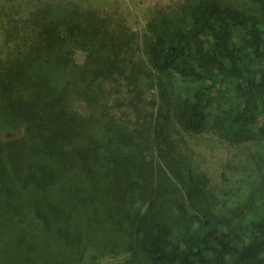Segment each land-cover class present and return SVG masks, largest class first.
<instances>
[{
	"label": "trees",
	"instance_id": "16d2710c",
	"mask_svg": "<svg viewBox=\"0 0 264 264\" xmlns=\"http://www.w3.org/2000/svg\"><path fill=\"white\" fill-rule=\"evenodd\" d=\"M259 113L264 0H186L143 34L0 0V264H264ZM205 133L237 152L225 192Z\"/></svg>",
	"mask_w": 264,
	"mask_h": 264
},
{
	"label": "rangeland",
	"instance_id": "374dc122",
	"mask_svg": "<svg viewBox=\"0 0 264 264\" xmlns=\"http://www.w3.org/2000/svg\"><path fill=\"white\" fill-rule=\"evenodd\" d=\"M19 2L23 0H18ZM49 2L50 0H43ZM94 5V8L102 16L112 14L117 22H126L129 29L143 34L148 22L153 18L157 10L168 9L177 6L186 0H86ZM243 1V0H239ZM228 108V102L223 100L209 110V115L217 118L224 114ZM253 135L261 139L264 137V113H259L251 125ZM228 146L213 136V133H205L199 141L195 142V150L201 156V167L213 176L215 190L225 192L230 186L223 180V166L228 160H236V154L231 153ZM228 173V178L235 175Z\"/></svg>",
	"mask_w": 264,
	"mask_h": 264
}]
</instances>
